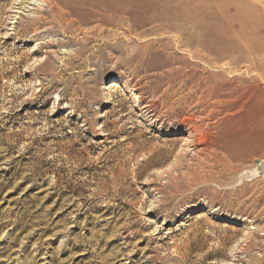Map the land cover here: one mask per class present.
<instances>
[{
  "label": "rangeland",
  "instance_id": "374dc122",
  "mask_svg": "<svg viewBox=\"0 0 264 264\" xmlns=\"http://www.w3.org/2000/svg\"><path fill=\"white\" fill-rule=\"evenodd\" d=\"M0 264H264V0H0Z\"/></svg>",
  "mask_w": 264,
  "mask_h": 264
},
{
  "label": "bare ground",
  "instance_id": "6f19581e",
  "mask_svg": "<svg viewBox=\"0 0 264 264\" xmlns=\"http://www.w3.org/2000/svg\"><path fill=\"white\" fill-rule=\"evenodd\" d=\"M95 1H96V0H95ZM119 2H120V1H119ZM98 4H99V3H98ZM190 135H191V134H190ZM186 144H187V142H186ZM235 147H236V146H235ZM230 149H232V148H230ZM234 149H235V148H234ZM234 149H233V150H234ZM237 149H238V148H237ZM231 151H232V150H231ZM234 151H235V150H234ZM239 151H240V150H238V151H236V152H239ZM229 152H230V151H229ZM236 152H235V153H236ZM241 152H242V151H241ZM235 153H234L233 155L230 154V155L233 156V158H231V160L234 159V158H241V160H242V162H243V161H245V160H248V159L251 157V156H247V155H242L243 153H242V154H235ZM239 153H240V152H239ZM246 154H247V153H246ZM248 154H249V153H248ZM250 155H251V153H250ZM226 158H227V157H226ZM219 159H220V158H219ZM222 160H223V159H222ZM226 160H227V159H226ZM228 160H229V159H228ZM231 160H229V161H224V160H223V161H221V160L219 161V160H217V162L220 163V165H223L224 168H225V167H227L228 165H231Z\"/></svg>",
  "mask_w": 264,
  "mask_h": 264
}]
</instances>
